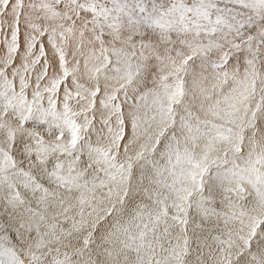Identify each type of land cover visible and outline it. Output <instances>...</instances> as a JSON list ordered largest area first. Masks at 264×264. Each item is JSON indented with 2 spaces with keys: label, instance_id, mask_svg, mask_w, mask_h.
Here are the masks:
<instances>
[{
  "label": "snow or ice",
  "instance_id": "snow-or-ice-1",
  "mask_svg": "<svg viewBox=\"0 0 264 264\" xmlns=\"http://www.w3.org/2000/svg\"><path fill=\"white\" fill-rule=\"evenodd\" d=\"M0 264H264V0H0Z\"/></svg>",
  "mask_w": 264,
  "mask_h": 264
}]
</instances>
